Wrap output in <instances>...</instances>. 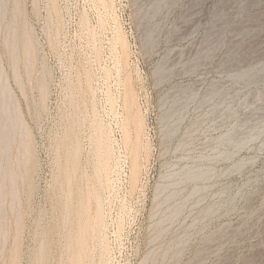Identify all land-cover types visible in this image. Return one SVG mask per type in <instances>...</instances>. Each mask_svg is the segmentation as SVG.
I'll use <instances>...</instances> for the list:
<instances>
[{"label":"rangeland","instance_id":"rangeland-1","mask_svg":"<svg viewBox=\"0 0 264 264\" xmlns=\"http://www.w3.org/2000/svg\"><path fill=\"white\" fill-rule=\"evenodd\" d=\"M0 264H264V0H0Z\"/></svg>","mask_w":264,"mask_h":264},{"label":"bare ground","instance_id":"bare-ground-1","mask_svg":"<svg viewBox=\"0 0 264 264\" xmlns=\"http://www.w3.org/2000/svg\"><path fill=\"white\" fill-rule=\"evenodd\" d=\"M84 230H85V228H84ZM83 237V236H82ZM81 240V239H80Z\"/></svg>","mask_w":264,"mask_h":264}]
</instances>
